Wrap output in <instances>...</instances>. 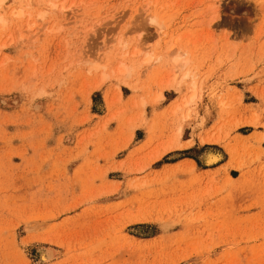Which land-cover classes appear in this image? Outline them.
<instances>
[{"label":"rangeland","instance_id":"1","mask_svg":"<svg viewBox=\"0 0 264 264\" xmlns=\"http://www.w3.org/2000/svg\"><path fill=\"white\" fill-rule=\"evenodd\" d=\"M187 262L264 264V0H0V264Z\"/></svg>","mask_w":264,"mask_h":264},{"label":"bare ground","instance_id":"2","mask_svg":"<svg viewBox=\"0 0 264 264\" xmlns=\"http://www.w3.org/2000/svg\"><path fill=\"white\" fill-rule=\"evenodd\" d=\"M18 15L20 14L19 12L17 13ZM43 15L41 14V17H42ZM145 60L147 61V60H149V58H145ZM206 155V157L205 158H207L206 159V163H214V162H216V161H218L219 159H220V154L219 153H215V152H213V151H209L207 154H205ZM222 156V155H221ZM207 160H209L208 162H207ZM41 247V246H40ZM45 247V246H44ZM51 248V247H50ZM53 249V248H52ZM41 252H42V258H44L45 260H47L49 257H51V251H50V249L49 248H42L41 249ZM40 252V253H41ZM51 259V258H50ZM185 263V262H184ZM189 262H187L186 264H188ZM190 264V263H189Z\"/></svg>","mask_w":264,"mask_h":264},{"label":"crops","instance_id":"3","mask_svg":"<svg viewBox=\"0 0 264 264\" xmlns=\"http://www.w3.org/2000/svg\"><path fill=\"white\" fill-rule=\"evenodd\" d=\"M177 163V162H176Z\"/></svg>","mask_w":264,"mask_h":264}]
</instances>
